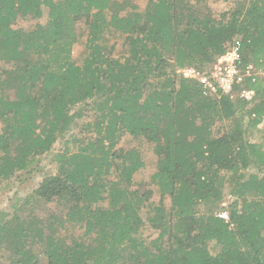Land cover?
<instances>
[{"label": "trees", "instance_id": "obj_1", "mask_svg": "<svg viewBox=\"0 0 264 264\" xmlns=\"http://www.w3.org/2000/svg\"><path fill=\"white\" fill-rule=\"evenodd\" d=\"M199 3L147 0L141 9L133 0H0V62L8 64L0 68V186L13 177L22 183L37 158L51 155L56 172L24 202L59 207L0 218V258L7 252L8 264H264V134L251 142L237 117L246 111L251 129L264 121V80L253 74L234 85L254 91L247 100L210 92L178 72H204L236 41L240 68L264 69V0L219 13ZM44 11V23L14 27ZM80 22L89 33L77 61L70 46ZM107 33L121 36L119 56ZM225 120L232 126L215 134L216 122ZM74 126L77 134L69 133ZM123 134L152 144L157 157L151 181L160 199L147 220L158 234L148 241L138 232L151 192L133 188L145 164L137 149L117 147ZM60 137L64 146L54 152ZM226 188L232 200L221 206Z\"/></svg>", "mask_w": 264, "mask_h": 264}, {"label": "rangeland", "instance_id": "obj_2", "mask_svg": "<svg viewBox=\"0 0 264 264\" xmlns=\"http://www.w3.org/2000/svg\"><path fill=\"white\" fill-rule=\"evenodd\" d=\"M147 0H133L135 4L141 9H143L146 5ZM192 3H194L195 0H190ZM243 0H200V3L198 4L199 7L205 8L209 7L212 12L219 13L222 11H226L228 9H232L238 4L242 3ZM43 17L40 19H34V18H24V19H18L14 27H20L23 30H30L32 29L37 23H44L46 21V11L43 12ZM89 28L87 24L80 22L75 25V40L70 46V58L71 59H77L80 60L82 58V54L84 53L86 40L88 37ZM106 36V42L107 44H115V50L113 54L115 56H119L122 54L123 50H121L122 47V38L118 34H105ZM213 64L209 65L207 68L204 69V72H209L211 70ZM55 67V64L53 65ZM8 67V64L5 62H0V68ZM254 73L261 76L264 80V69H260L255 71ZM241 94V91H232L231 96L233 97H239ZM252 106V104H250ZM248 105L246 108H249ZM246 110V109H244ZM90 113H85L82 119L80 118L77 120V125L81 124L83 121L87 120V117ZM238 120L239 123L242 124L243 128L247 132V137L251 142H261L262 141V134H264V121L260 123L256 128L251 129L249 127L250 119L247 115L246 111H241L238 114ZM232 122L229 121H217L214 126V133L216 134L217 131H224L227 130L232 126ZM0 128H1V122H0ZM78 132V126H74L71 129V132L77 134ZM66 138V137H65ZM64 137H60L57 142L55 143L54 152L58 149L63 148L64 146ZM74 145L72 144V148ZM117 147H121L123 149H132L135 148L139 151L141 154V158L145 164L144 168L137 171L133 177V188L139 189V190H150V197L145 202L144 206L141 209V216L143 218V225L140 227V230L138 232V235L144 239L151 240L153 238L157 237L158 231L154 230L148 223L147 216L148 212L152 210L155 205L158 204L160 196L159 191L157 188V185L152 183L151 181V175L156 170V162L157 157L153 153L152 144L145 141L143 138H133L129 134H123L120 138ZM73 149H76L75 147ZM36 167L34 170H32L31 173H22L23 182L18 183L15 181L14 177L8 182L4 183L0 186V218H6L8 219L12 213H18L21 216H27L29 213H37V214H44L48 215L49 213H59V207L54 204L45 203V202H32V204H25L24 200L25 197L31 192L33 188H35L38 184V182L41 181V179L48 175V174H54L56 172V165L52 162V156L45 155L40 156V158H37L34 161V164ZM246 174L247 170L244 168L240 169L239 174ZM27 178V179H26ZM232 175H229L228 178H226V181L228 179H231ZM225 181V182H226ZM227 186V185H226ZM228 188L224 189V197L221 203V206H226L229 204L232 200V197L230 196L228 192ZM164 205L168 207L170 205V199L166 196L163 199ZM20 205V208H14V204ZM107 205V202H101V206L105 207ZM201 209L203 210V206L200 205ZM224 213V212H221ZM73 233H79V230H71ZM10 255L9 253H5L0 258V264H8L10 261Z\"/></svg>", "mask_w": 264, "mask_h": 264}, {"label": "built area", "instance_id": "obj_3", "mask_svg": "<svg viewBox=\"0 0 264 264\" xmlns=\"http://www.w3.org/2000/svg\"><path fill=\"white\" fill-rule=\"evenodd\" d=\"M240 63L239 43L236 41L231 49L217 58L209 72H199L194 67H184L178 72L186 78L195 79L210 92L219 90L220 93L231 94L235 84H239L245 77L255 74L252 66L241 69ZM253 95V90L245 89L240 94L247 100L251 99ZM220 216L228 219L226 212L221 213Z\"/></svg>", "mask_w": 264, "mask_h": 264}]
</instances>
